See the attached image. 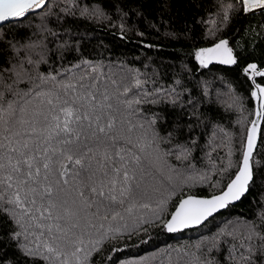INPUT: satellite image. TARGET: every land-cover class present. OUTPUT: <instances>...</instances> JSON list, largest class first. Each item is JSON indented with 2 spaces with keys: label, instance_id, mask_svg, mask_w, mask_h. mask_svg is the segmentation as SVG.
Returning <instances> with one entry per match:
<instances>
[{
  "label": "snow or ice",
  "instance_id": "obj_1",
  "mask_svg": "<svg viewBox=\"0 0 264 264\" xmlns=\"http://www.w3.org/2000/svg\"><path fill=\"white\" fill-rule=\"evenodd\" d=\"M154 2L146 11V0H0V25H12L0 30V264H96L123 235L113 222L136 208L159 218L177 188L198 185L219 191L180 198L164 223L169 233L259 199L253 216L227 221L188 264H264V62L218 35L221 25L264 17V0H188L219 18L200 33L174 27L176 0ZM30 16L38 22L18 27ZM132 17L187 41L195 67L169 75L106 65L85 55L71 27L120 21L123 34ZM234 72L254 117L238 118L235 132L225 123L243 111L226 78Z\"/></svg>",
  "mask_w": 264,
  "mask_h": 264
},
{
  "label": "trees",
  "instance_id": "obj_2",
  "mask_svg": "<svg viewBox=\"0 0 264 264\" xmlns=\"http://www.w3.org/2000/svg\"><path fill=\"white\" fill-rule=\"evenodd\" d=\"M139 2V0H138ZM149 7L146 11H155L154 0H146ZM188 0H176L173 4L174 11L180 13V23H176L173 17L174 27L187 26L200 33L214 27L213 19L219 24V18L210 15L212 8L206 7L202 10L186 7ZM198 2V0H197ZM38 17L30 16L23 19L18 27H25L28 24L38 22ZM203 20V23L201 22ZM120 21H114V26L107 20H100L95 23L79 21L71 25L79 35L83 36L82 47L86 56L98 60L104 64H120L121 62L132 68H138L146 74L156 71L172 73L179 71L180 67L188 64L195 67L192 61L191 52L193 48L187 41L184 43L169 39L165 35L166 29H161L159 34L148 27L147 22L141 23L136 17L128 21V26L123 34L119 28ZM264 17L260 12L249 15L241 22L233 23L230 27L224 28L218 35L224 36L241 45L248 52V61L256 60L264 62ZM12 27L5 24L0 30ZM239 31H236V30ZM143 32L141 36L138 33ZM199 46L208 43L197 38ZM151 45V47H146ZM171 66V67H166ZM221 66H217L219 69ZM194 75L198 76L199 74ZM238 73L227 74L226 78L235 83L240 96L243 98V111L230 114L225 123L233 126L236 131L235 121L240 118L245 124L253 118V103L248 99L244 86L236 82ZM207 78V77H205ZM206 110V109H205ZM218 118V117H217ZM264 127V125H262ZM244 125L239 126L240 134L237 135V143L243 138ZM238 155V153H237ZM236 157H233L235 160ZM219 189H210L204 186L177 188L176 194L169 201L162 213L157 214L150 209L136 208L131 216L125 215L123 221H115L114 224L121 226L123 235L111 240L104 245L100 254L94 257L96 264H188L192 255L199 254V248L212 244L214 240L220 239V232L227 227V221L235 222L243 217L253 216L256 211L255 200L259 199L256 193L242 199L235 205L221 211L209 218L202 225L195 229H188L168 234L164 223L174 209L173 205L186 195H211ZM260 191V189H258ZM153 208L155 203L153 202ZM127 225L126 229L123 227ZM235 255V253H234Z\"/></svg>",
  "mask_w": 264,
  "mask_h": 264
},
{
  "label": "water",
  "instance_id": "obj_3",
  "mask_svg": "<svg viewBox=\"0 0 264 264\" xmlns=\"http://www.w3.org/2000/svg\"><path fill=\"white\" fill-rule=\"evenodd\" d=\"M37 11H39V10H37ZM258 12H259V11H257L256 13H258ZM5 24H9V23L4 22L2 25H5ZM2 25H0V27H1ZM253 118H254V117H253ZM253 118H252V119H253ZM189 195H194V194H189ZM196 196H201V195H196ZM182 198H183V197H182ZM242 199H243V198H242ZM242 199H241V200H242ZM241 200H240V201H241ZM240 201L235 202V204L239 203ZM235 204H233V205H235ZM224 210H225V209H223V210H221V211H224ZM172 211H174V209H173ZM221 211H220V212H221ZM220 212H218V213H220ZM218 213H216V214H218ZM216 214H214V215H216ZM209 218H211V217H209ZM209 218H208V219H209ZM168 219H170V216L168 217ZM168 219H167V220H168ZM167 220H166V221H167ZM199 226H200V225H198V226H194V227H190V228H185V229H183V230H181V231L188 230V229H195V228H197V227H199ZM164 228H165V227H164ZM165 230H166V232H167L168 234H175V233H177V232L169 233V232L167 231L166 228H165ZM178 232H180V231H178Z\"/></svg>",
  "mask_w": 264,
  "mask_h": 264
}]
</instances>
